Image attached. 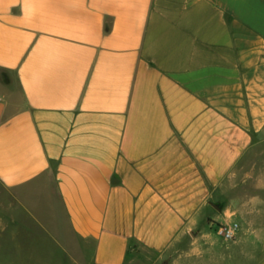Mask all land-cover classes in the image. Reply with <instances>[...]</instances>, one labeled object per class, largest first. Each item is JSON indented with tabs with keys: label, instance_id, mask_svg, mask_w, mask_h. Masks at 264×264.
<instances>
[{
	"label": "crops",
	"instance_id": "1",
	"mask_svg": "<svg viewBox=\"0 0 264 264\" xmlns=\"http://www.w3.org/2000/svg\"><path fill=\"white\" fill-rule=\"evenodd\" d=\"M263 145L264 0H0V191L21 227L89 264L233 223L256 253L264 197L234 205L228 182Z\"/></svg>",
	"mask_w": 264,
	"mask_h": 264
},
{
	"label": "rangeland",
	"instance_id": "2",
	"mask_svg": "<svg viewBox=\"0 0 264 264\" xmlns=\"http://www.w3.org/2000/svg\"><path fill=\"white\" fill-rule=\"evenodd\" d=\"M243 163L247 169L231 172L229 176L234 178L228 183L232 194L238 195L239 200L234 205L250 207L253 193L264 197V145L249 150ZM7 194L0 191V264H89L82 249L77 250L73 241L59 240L55 234L34 223L21 227L12 221L11 201ZM243 214L249 218L250 228L251 212L244 211ZM208 236L218 237L219 234L208 231ZM126 264H264V246L254 253L252 246L242 240H185L171 256L157 260L152 252L139 249Z\"/></svg>",
	"mask_w": 264,
	"mask_h": 264
},
{
	"label": "built area",
	"instance_id": "3",
	"mask_svg": "<svg viewBox=\"0 0 264 264\" xmlns=\"http://www.w3.org/2000/svg\"><path fill=\"white\" fill-rule=\"evenodd\" d=\"M238 229H239L238 223H233L231 225L220 226L218 232L226 239L232 240L235 238Z\"/></svg>",
	"mask_w": 264,
	"mask_h": 264
}]
</instances>
